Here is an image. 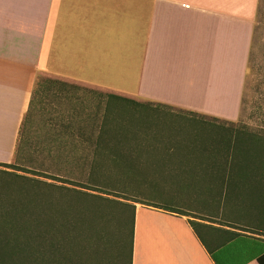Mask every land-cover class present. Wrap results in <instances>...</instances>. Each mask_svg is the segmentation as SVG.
Returning <instances> with one entry per match:
<instances>
[{
  "label": "crops",
  "instance_id": "obj_1",
  "mask_svg": "<svg viewBox=\"0 0 264 264\" xmlns=\"http://www.w3.org/2000/svg\"><path fill=\"white\" fill-rule=\"evenodd\" d=\"M258 1L0 0V163L14 160L38 77L76 86L84 103L107 96L131 100L153 110L152 119L167 121L172 133L194 134L188 121L232 130L242 124L244 152L261 155L263 120L237 113ZM203 154L148 151L144 169L155 192L171 203H134L131 264H259L264 247L247 239L209 246L223 235L220 228L261 237L207 222L220 216L209 194L215 183L203 177L209 172ZM243 170L248 177L232 183L227 221L264 229V182L259 171L254 176L249 166ZM185 206L200 207V214ZM189 221L210 227L195 230Z\"/></svg>",
  "mask_w": 264,
  "mask_h": 264
},
{
  "label": "trees",
  "instance_id": "obj_2",
  "mask_svg": "<svg viewBox=\"0 0 264 264\" xmlns=\"http://www.w3.org/2000/svg\"><path fill=\"white\" fill-rule=\"evenodd\" d=\"M258 43V36L253 29L240 112L245 110L248 90H253L256 80L254 91L258 101L254 109L261 116L264 129V109L261 104L264 101V79L260 77L264 66L257 64ZM52 84L57 87L54 98L70 101L67 102L68 106L72 103L68 93L72 87L38 77L14 152V159L21 165L0 163V168L46 180L2 171L31 183L30 189L35 190L38 199L7 208L20 211V214L0 218V264H131L134 203L154 207L139 196L148 194L147 198H150L157 188V184L150 182L151 175L144 169L148 151L203 152L201 160L209 171L203 177L207 182L215 183V188L209 194H212L218 209L221 205L225 207V214L227 203L234 196L232 183L245 182L248 177V174L243 173V167L249 166L254 176H258L255 172L259 171L264 182V149L261 155L248 150L244 152L246 127L242 124L232 130L225 124L210 126L188 121V128L194 129V134L172 133L167 121L150 117L153 110L114 96H107L106 100L96 104L88 103V109L91 108L93 112H87V105L81 104L84 103L82 99H74L80 103H74V106H70L73 109L62 112L63 118L56 122L59 126H53V132L46 131L41 142L36 141L33 150L29 149L31 137H27V134L33 125L31 120L35 115V99L39 96L48 98ZM122 115H126L124 122ZM49 120L52 122V119ZM27 157L37 158L31 160L33 171L31 161V165L25 167L28 162L24 159ZM249 180L256 181L252 178ZM130 188L138 197L135 195V198L130 199L121 194L130 191ZM171 212L188 216L180 211ZM107 214L111 218L110 224L115 226L116 248L111 241V231L106 233ZM207 222L261 237H242L220 228L218 230L224 233L212 241L209 245L212 248H221L239 238L264 247L263 228L235 227L228 223L226 215L220 217L217 223ZM189 223L195 230L201 226L210 227L195 221ZM126 240L128 253L127 259H124L123 243ZM207 248L211 252V248ZM257 261L264 264V255L258 257Z\"/></svg>",
  "mask_w": 264,
  "mask_h": 264
},
{
  "label": "rangeland",
  "instance_id": "obj_3",
  "mask_svg": "<svg viewBox=\"0 0 264 264\" xmlns=\"http://www.w3.org/2000/svg\"><path fill=\"white\" fill-rule=\"evenodd\" d=\"M254 31H255L256 35L258 36V42H259L258 43L259 48L257 50V64L260 66H264V0L258 1L256 18H255V22H254ZM260 77H261V79H264V71L262 72ZM43 79H45V78L41 77V80H43ZM251 83H252V81H251ZM255 83H256V80L253 83V87H252L253 90H251V89L248 90L247 97H246V99L248 100L247 101L248 104H247L245 110L243 111V113L240 112V106H239V110L237 113H238L239 117H241V118H249V119H260L261 118V116L258 115L254 109V104L258 101V97L254 91ZM67 85L72 87L68 90V93H69V95H71V98H72V100H71L72 103L69 106H68L67 102H70V101H63V100L54 98V95H55L54 93H55V91H57V87H55L54 84L51 85V92L49 93L48 98H45L46 96H44V97L39 96L35 99V105H34L35 115L31 120L33 125L31 126V131L29 130V134H27V137H29V138L31 137V140L29 141L30 142L29 147H28L29 149L33 150L34 144L37 142H41L43 136L46 134V131L50 130V132H53V130H54L53 126H59V124H57L56 122H58V120L61 119V117L63 115L62 112L64 113L68 110L70 111V109H73V107L70 108V106H74V103H80V101L75 102L74 99H76V98L82 99L84 97L85 93L82 92L78 88L76 89V86L71 85V84H67ZM238 94H239V89H238V86L236 85L233 89L234 98H238ZM261 99H262V97H261ZM81 104L87 105V110H88L87 112H93V110L91 108L88 109L89 108L88 103H82L81 102ZM261 104H262V108L264 109V101H263V103L261 102ZM233 110H234V106L232 104H230V107L227 108V112H228V114H230V116H233L235 114L236 110H234V111ZM262 113H264V110L262 111ZM126 115L121 116V119L123 120V122H124V118L126 117ZM49 119H52V122H50ZM48 121H49V123H48ZM50 123H52V125H50ZM41 125H44V127H42ZM28 126H30V125H28ZM213 129H215V127H213ZM36 137H37V139H36ZM32 159H33V161H35L37 158L27 157L24 159L26 161V163L28 162V164H25V167L31 165V164H29V162ZM33 161H31L32 162V171L34 168ZM17 163L21 165V163L17 162L15 159L10 162V164L18 165ZM29 169H31V168H29ZM0 170H1L0 171V218L12 216V215H19L20 211L8 210L7 208L12 207L14 205L22 204L24 202H29L33 199L37 200L38 195L35 192V190L30 189L31 183L25 182L23 179H18L16 177L9 175V174H6L2 171L9 172V173H16L17 175H20V176L25 175L22 172H17L15 170L3 169V168H0ZM25 176L31 177L32 179L44 180L43 178H38V177H35L32 175H25ZM44 181H46V180H44ZM79 190H80V188H79ZM160 191H161V189H158V192H160ZM31 192H33V193H31ZM113 192H115V191H113ZM93 194H96V193L93 192ZM121 194H125L130 199L135 198V195L138 197L137 194L132 193L131 188H130V191H128V192L125 191V193H121ZM147 197H148V194H143V195L139 196L140 199H146L145 201L155 202L161 206L162 205L167 206L171 203V201L163 200L162 199L163 195L161 193H156V195L153 194V196H150V198H147ZM181 208L182 209L184 208V210H188V211L192 212L193 214H200V211L198 210V209H200V207L197 208V206H195V207L194 206L193 207L185 206V207H181ZM217 210H218V207L214 211V214L217 213L220 217L225 216V207L223 205L220 206L218 211ZM109 211H111V209ZM106 212H107V210H106ZM204 214H206V213H204ZM94 215H95V212H94ZM109 216H110L109 214H107V217L105 216L106 233H108V230L111 231L110 232V234L112 235L111 241L115 247L116 242H117L115 234H114L115 226L110 224L109 221L111 218L109 219ZM115 248L113 249L114 252H115ZM127 253H128V241L126 240L123 243V258L124 259H127V256H126Z\"/></svg>",
  "mask_w": 264,
  "mask_h": 264
}]
</instances>
